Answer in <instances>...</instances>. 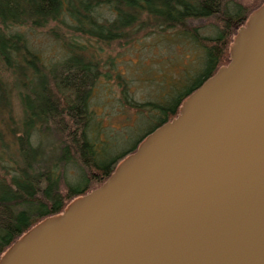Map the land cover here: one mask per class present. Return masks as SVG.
<instances>
[{
    "label": "water",
    "instance_id": "95a60500",
    "mask_svg": "<svg viewBox=\"0 0 264 264\" xmlns=\"http://www.w3.org/2000/svg\"><path fill=\"white\" fill-rule=\"evenodd\" d=\"M0 264H264V4L176 118Z\"/></svg>",
    "mask_w": 264,
    "mask_h": 264
},
{
    "label": "trees",
    "instance_id": "16d2710c",
    "mask_svg": "<svg viewBox=\"0 0 264 264\" xmlns=\"http://www.w3.org/2000/svg\"><path fill=\"white\" fill-rule=\"evenodd\" d=\"M256 1L0 0V259L43 220L101 187L149 134L179 115L186 98L230 63L237 28L264 4ZM140 35L167 49L196 47L199 69L187 71L184 85L159 104L132 101L123 85L120 101L155 112V124L129 151L109 157L92 102L100 79L112 80L110 70L101 72L114 65L102 46L124 47ZM45 40L61 49L59 61L39 50Z\"/></svg>",
    "mask_w": 264,
    "mask_h": 264
},
{
    "label": "rangeland",
    "instance_id": "374dc122",
    "mask_svg": "<svg viewBox=\"0 0 264 264\" xmlns=\"http://www.w3.org/2000/svg\"><path fill=\"white\" fill-rule=\"evenodd\" d=\"M240 1L247 7H254L257 2L256 0ZM242 26H239L237 30ZM209 30L212 31V28ZM207 34L210 33L207 32ZM50 42L54 43L49 40L41 42L39 50L44 51L46 58L59 61L62 57V51L58 48V50L51 49ZM155 42L157 41L153 39L145 40L140 35L135 40L123 45L124 47L119 43L108 48L102 46L104 48L103 59L105 57L113 59L114 65L106 66L101 72L106 74L110 70L112 80L100 79L94 88L95 93L92 102L100 116L103 117L99 118L105 127L100 141L110 145L107 152L109 157L129 151L139 138L146 131L152 129L155 124L154 118H152L155 112H148V109L139 111L125 106L120 101L123 85L128 84L126 85L127 94L132 101L141 104H159L168 99L170 93L173 94L177 88L179 89L184 85L187 71L191 70L189 74H192V71L195 72L199 69L197 61H200V58L197 60L194 56L195 53H198L196 47L193 49L192 45L178 42L172 48L170 47L171 49H167L163 45L157 46L156 44L155 46ZM149 45L153 47L148 49ZM194 50L196 52L193 54ZM118 76L121 77V81L116 79Z\"/></svg>",
    "mask_w": 264,
    "mask_h": 264
}]
</instances>
